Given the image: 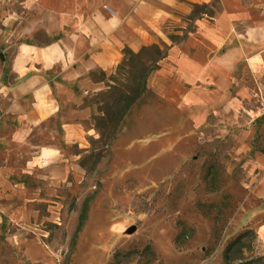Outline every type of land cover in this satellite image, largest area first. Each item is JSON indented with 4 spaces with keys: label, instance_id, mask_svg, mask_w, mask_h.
<instances>
[{
    "label": "rangeland",
    "instance_id": "1",
    "mask_svg": "<svg viewBox=\"0 0 264 264\" xmlns=\"http://www.w3.org/2000/svg\"><path fill=\"white\" fill-rule=\"evenodd\" d=\"M210 7L173 13L178 21L169 23L160 49L184 45L195 20L219 9L216 1ZM50 26L45 0H0V264H225L226 247L247 231L251 248L248 236L242 259L230 264L264 257V200L252 194L258 174L251 160L230 156L233 137L218 131V121L194 130L183 120L161 96L159 70L114 140L96 127L105 89L42 117L26 95L13 110L22 82L18 46L43 44ZM82 107L92 110L81 122L72 111ZM69 125L78 135L72 141ZM253 148L264 151L262 123Z\"/></svg>",
    "mask_w": 264,
    "mask_h": 264
},
{
    "label": "crops",
    "instance_id": "2",
    "mask_svg": "<svg viewBox=\"0 0 264 264\" xmlns=\"http://www.w3.org/2000/svg\"><path fill=\"white\" fill-rule=\"evenodd\" d=\"M213 1L218 11L195 20L186 43L159 63L156 75L166 83L160 93L194 130L218 121V131L233 137L230 156L251 160L258 174L252 194L264 200V154L253 148L257 124L264 125V0H45L55 26L45 28L43 44L18 46L14 62L22 82L14 86L13 110L23 95L39 117L83 103L105 89L125 49L137 53L167 44L166 28L178 21L173 13L190 16L196 6L212 10ZM186 46L188 56L182 53ZM98 73L103 78L94 80ZM91 110L72 112L82 122ZM73 127L66 131L71 141L78 137Z\"/></svg>",
    "mask_w": 264,
    "mask_h": 264
},
{
    "label": "trees",
    "instance_id": "3",
    "mask_svg": "<svg viewBox=\"0 0 264 264\" xmlns=\"http://www.w3.org/2000/svg\"><path fill=\"white\" fill-rule=\"evenodd\" d=\"M124 54L127 56L124 64L126 69L121 66L118 67V71L123 75V80L120 81L117 78L120 77L119 72L114 76L112 75L105 85L98 105L100 116L96 121V127L103 130V135L112 140L115 139V130L130 114L136 102L150 94L148 79L159 70V63L167 57L165 51L157 45L143 47L138 53L125 49ZM257 151L264 154V151ZM83 225L84 216L81 215L78 222V232L81 231ZM248 236L252 239L247 247L251 248L254 240L252 231L239 235L226 247L224 251L225 264L242 259L241 249L246 246L244 240ZM262 261H264V257L251 261L249 264Z\"/></svg>",
    "mask_w": 264,
    "mask_h": 264
}]
</instances>
